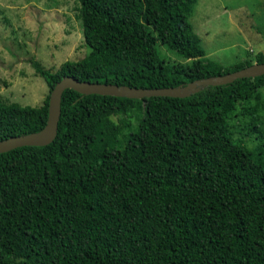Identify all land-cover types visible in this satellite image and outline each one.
<instances>
[{
    "label": "trees",
    "instance_id": "obj_1",
    "mask_svg": "<svg viewBox=\"0 0 264 264\" xmlns=\"http://www.w3.org/2000/svg\"><path fill=\"white\" fill-rule=\"evenodd\" d=\"M77 3L88 54L55 72L32 59L49 93L0 101V141L45 127L63 77L157 89L264 64L205 58L196 0ZM263 114L264 75L183 99L64 91L50 145L0 154V264H264Z\"/></svg>",
    "mask_w": 264,
    "mask_h": 264
},
{
    "label": "rangeland",
    "instance_id": "obj_2",
    "mask_svg": "<svg viewBox=\"0 0 264 264\" xmlns=\"http://www.w3.org/2000/svg\"><path fill=\"white\" fill-rule=\"evenodd\" d=\"M77 0H0V101L39 107L49 93L31 60L55 72L88 54ZM205 58L224 68L264 53V0H196L189 18ZM168 63L181 58L160 46ZM264 133V114L261 116ZM253 149L262 140L244 139Z\"/></svg>",
    "mask_w": 264,
    "mask_h": 264
},
{
    "label": "water",
    "instance_id": "obj_3",
    "mask_svg": "<svg viewBox=\"0 0 264 264\" xmlns=\"http://www.w3.org/2000/svg\"><path fill=\"white\" fill-rule=\"evenodd\" d=\"M264 75V64H252L239 71L226 75L209 77L196 80L186 85L177 87L143 89L114 84L79 81L73 77H63L53 87L49 94L48 116L45 127L36 133L10 137L0 141V154L12 151L21 147H43L50 145L57 135L58 122L61 115V100L64 91L73 90L83 96L99 95L112 96L128 99H142L150 97L187 98L199 93L202 88L208 86H223L233 83L239 79L256 78Z\"/></svg>",
    "mask_w": 264,
    "mask_h": 264
}]
</instances>
